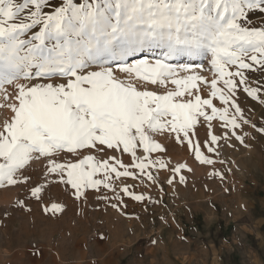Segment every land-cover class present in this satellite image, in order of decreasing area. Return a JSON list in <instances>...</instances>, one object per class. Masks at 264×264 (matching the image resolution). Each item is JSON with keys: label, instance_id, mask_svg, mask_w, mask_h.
<instances>
[{"label": "snow or ice", "instance_id": "1", "mask_svg": "<svg viewBox=\"0 0 264 264\" xmlns=\"http://www.w3.org/2000/svg\"><path fill=\"white\" fill-rule=\"evenodd\" d=\"M262 25L264 0H0V109L11 113L0 126V189L22 186L56 215L65 205L47 192L63 185L77 201L97 194L123 214L125 197L158 203L129 179L156 185L154 170L193 171L165 159L174 147L200 165L223 164L211 158L221 140L243 144L249 124L239 93L264 103V84L252 87L248 75L264 76ZM181 57L207 60V70L196 67L211 79L181 76L193 67L170 63Z\"/></svg>", "mask_w": 264, "mask_h": 264}, {"label": "rangeland", "instance_id": "2", "mask_svg": "<svg viewBox=\"0 0 264 264\" xmlns=\"http://www.w3.org/2000/svg\"><path fill=\"white\" fill-rule=\"evenodd\" d=\"M256 23H261L259 18ZM170 63L193 66L181 76L212 77L211 72L201 73L196 67L203 64L207 70V60L181 57ZM248 75L252 87L264 84L261 73ZM143 87L160 93L174 89L171 84L167 88ZM260 96L264 99V91ZM239 103L249 124L243 126V144L234 138L227 143L221 140L219 157L212 154L211 158L223 160V164L200 165L191 152L174 147L165 159L173 166L187 163L193 169L180 173L185 183L179 182L180 174L173 176L168 169L162 173L154 170L156 185L127 181L134 185L130 190L158 203L141 204L125 197L121 214L97 194L77 201L63 185H53L47 196L65 209L52 215L45 214L22 186L0 189V264H255V258L264 264V253L257 245L264 242V133L260 131L264 103L242 91ZM10 115L7 109H0V126ZM199 138H204L203 129ZM159 140L171 143L164 137ZM123 159L128 162L127 155ZM42 167V162H34L31 170L39 174ZM213 171L222 173L223 180L210 176ZM165 177L173 179V184H167ZM20 200L31 211L20 207Z\"/></svg>", "mask_w": 264, "mask_h": 264}, {"label": "crops", "instance_id": "3", "mask_svg": "<svg viewBox=\"0 0 264 264\" xmlns=\"http://www.w3.org/2000/svg\"><path fill=\"white\" fill-rule=\"evenodd\" d=\"M246 229V228H245ZM257 230V229H256ZM258 239L260 238V235L257 237ZM259 249L264 253V242L261 243L260 241L257 243ZM255 264H259L258 260L255 258Z\"/></svg>", "mask_w": 264, "mask_h": 264}]
</instances>
